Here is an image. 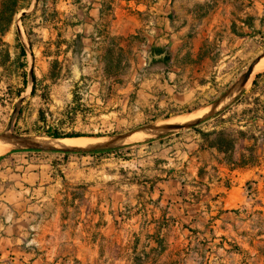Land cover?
Masks as SVG:
<instances>
[{
  "label": "crops",
  "instance_id": "0c3cea01",
  "mask_svg": "<svg viewBox=\"0 0 264 264\" xmlns=\"http://www.w3.org/2000/svg\"><path fill=\"white\" fill-rule=\"evenodd\" d=\"M188 1L18 0L11 22L0 21V96L23 90L0 114L9 110L13 121L26 105L40 112L33 82L47 86L54 76L59 98L68 89L65 67L71 80L112 81L101 69L113 41L134 44V58L115 95L90 89L109 114L134 97L150 114L212 92L215 72L249 60L264 42V0H198L212 5L198 19L184 11ZM157 50L164 59L154 60ZM249 89L194 129L103 156L0 155V264H160L173 249L185 256L195 246L207 253L223 239H248L239 223L264 211V143L253 147L264 112L256 117L249 101L260 98Z\"/></svg>",
  "mask_w": 264,
  "mask_h": 264
},
{
  "label": "rangeland",
  "instance_id": "374dc122",
  "mask_svg": "<svg viewBox=\"0 0 264 264\" xmlns=\"http://www.w3.org/2000/svg\"><path fill=\"white\" fill-rule=\"evenodd\" d=\"M210 6L207 8L206 5H202L198 0L195 2H193V0L184 2L182 5L185 12L194 13L197 19L201 14H204L207 9L211 8ZM4 23H7V21L5 20ZM120 45L121 42L113 41L104 51L101 72L113 78L112 81H108L104 84L98 83V81L93 83L91 79L88 78H84L85 80L79 78L77 81L71 80V71L69 67H65L62 79L66 82L68 89L65 88L60 92L59 98L56 96L53 88L55 85H60L61 83H57L54 76L47 86H43L42 83L35 81L33 82L32 95L41 96V101L43 103L41 111L34 114L36 108H29V105H26L25 109L23 111L21 110V112L14 117L13 121L12 118L10 120L11 114H9V110L0 114V134L11 131V133L16 135L30 136L32 140L53 139L47 135V132L55 130L63 136L61 139L90 138L97 140L99 138L103 142L110 140L113 136L126 134L140 127L170 123V121L185 114L197 113L199 117L206 107L217 101L243 76L254 60L264 55V42H259L257 43V48L253 57L249 60L239 59L232 67L223 70V73H225L230 69V75L232 76L229 81H225L224 83L220 82L218 78L222 77L223 73L219 75L215 72L211 77V88L213 91H199L196 99L189 104H177L174 108L170 107L169 111H167V108L160 106L150 114H142V108L136 104L134 97L129 100L127 105H125L124 100H122V102L113 103L110 109L112 113L109 114L106 109L104 110L101 103L96 102V99L93 100L90 97L92 95L90 89L94 84L95 86L100 85L102 88L105 87V94L110 95L113 93L115 95V90L119 89L117 86L123 85L122 81L119 79L127 75L131 69V60L134 58V44H125L124 47ZM153 54L155 61H160L165 58V53L162 50H157ZM4 58H7L6 54ZM52 68L53 73H55L58 66L53 64ZM262 73H264V71L257 73V75ZM247 83L245 85H247ZM113 85L116 87L113 88ZM250 85L245 86L242 92L249 88V91L252 90L253 85H251V87ZM22 90L19 93L17 90L7 91L5 93L6 95L8 94L7 96H0V105L4 106V101L7 100L6 102L10 105V109H13L12 104L15 103L17 105L19 100L18 95L21 94ZM35 90H37V92H35ZM256 92L259 94V96H256L260 98V102H264V78L261 79L260 84L256 88ZM107 98L110 99V97ZM245 99H247V97H245ZM231 101L232 100L229 99L223 106L219 107L223 109ZM249 102L253 103L254 107H256V101L253 98ZM215 109H217V107ZM212 118L213 116H209L200 124L190 129H194L202 123L210 121ZM185 130L186 129H183L181 132ZM174 134H176V132L156 135L144 140L139 139V141L136 142L125 141L116 147L103 149L95 153L103 156L106 153H112L111 151H113V149L118 152L116 149L127 145H134L155 137H167ZM10 150L12 149L8 148L6 152ZM46 153L65 158L75 157L76 155H88L59 152ZM248 188L250 191L249 196L254 195L255 197L257 182H252ZM238 227L243 233H250V235H247L249 237L248 239H235L234 241L223 239V241L218 244L217 249L214 248V246H210V248L207 249V253L203 251L204 249L201 246H195L193 253L185 256H183L184 254L182 251L179 250L175 252L173 249L165 258L161 259L160 264H264V211L257 210L254 217L252 215L249 219V222L246 224L239 223Z\"/></svg>",
  "mask_w": 264,
  "mask_h": 264
},
{
  "label": "water",
  "instance_id": "95a60500",
  "mask_svg": "<svg viewBox=\"0 0 264 264\" xmlns=\"http://www.w3.org/2000/svg\"><path fill=\"white\" fill-rule=\"evenodd\" d=\"M264 57V55L258 57L253 63L248 67L247 71L243 74V76L233 84L229 90L222 95L217 101L210 104L203 113L193 122L190 124L182 123V122H171L165 123L163 125H152V126H145L134 129L126 134H121L117 136H113L110 140L99 142L94 145H88L84 147H61L56 145L50 144H42V143H35L32 141V137L30 136H20L13 134L11 132H6L0 134V141H7V142H15L17 145L13 148V150H29V151H42V152H59V153H77V154H89L95 153L103 149H109L116 147L119 144H122L121 141L125 139L132 138L133 136L141 133L149 134L148 138L156 136V135H164L169 133H174L181 131L183 129L192 128L200 124L205 118L213 115H209L215 107L218 105L225 103L229 100V98L234 94L235 90L238 88L243 87L250 79L253 68L256 64Z\"/></svg>",
  "mask_w": 264,
  "mask_h": 264
},
{
  "label": "bare ground",
  "instance_id": "6f19581e",
  "mask_svg": "<svg viewBox=\"0 0 264 264\" xmlns=\"http://www.w3.org/2000/svg\"><path fill=\"white\" fill-rule=\"evenodd\" d=\"M264 71V57L256 64V66L253 68L251 77L249 79V84L247 83V85L249 86L251 84V82L253 81L254 77L257 75V73L263 72ZM245 85V86H247ZM241 87L235 90L234 94L236 95H232L233 97H230V100H233L240 92L243 91V88L245 87ZM225 103H222L220 105L217 106V109H213L212 112H210L209 115H213L218 113L219 111L222 110V108H220L219 106H223ZM216 108V107H215ZM203 113V112H202ZM200 116V115H199ZM198 118V114L197 113H190V114H185L182 116H179L177 118H175L173 121L171 122H182V123H186V124H190L193 123L196 119ZM149 134H145V133H141V134H137L135 136H133L132 138L129 139H125L122 142L125 141H138L140 140H144L146 138H148ZM35 143H42V144H50V145H56V146H61V147H67V148H71V147H84V146H88V145H94L97 144L99 142H102L101 139H90V138H72V139H50V138H46V139H39V140H32ZM17 145V143L15 142H7V141H0V155L4 154L8 148L9 149H13L15 146Z\"/></svg>",
  "mask_w": 264,
  "mask_h": 264
},
{
  "label": "trees",
  "instance_id": "16d2710c",
  "mask_svg": "<svg viewBox=\"0 0 264 264\" xmlns=\"http://www.w3.org/2000/svg\"><path fill=\"white\" fill-rule=\"evenodd\" d=\"M0 1H1L0 21L4 22L6 20L7 23H10L12 18H13V15L16 13L18 0H0ZM21 55H23V56L26 55L24 48L21 49ZM263 78H264V73L258 74L256 76L255 80L253 81L252 90H251L250 94H248V95H252V93H254L256 91V88L258 87L261 79H263ZM240 94H241V92L238 95H240ZM248 95H247V97H248ZM245 100H243V101H245ZM254 108H255L254 112H255L256 117H259L260 111L264 112L263 102L261 103V102H259L258 99H256V107H254ZM43 120H44V118H43ZM257 133H258L257 135L253 136V139L255 141V145L253 147H256L257 145H261L264 143V130L261 128L257 129ZM47 135L53 139H55V138L61 139L63 137L59 132H57L55 130L48 131ZM239 135L241 137L245 136V134L242 132H240ZM70 137H75V136H70ZM223 143L226 144L227 149L232 147L231 142H225L224 141ZM83 154H86V153H83Z\"/></svg>",
  "mask_w": 264,
  "mask_h": 264
}]
</instances>
